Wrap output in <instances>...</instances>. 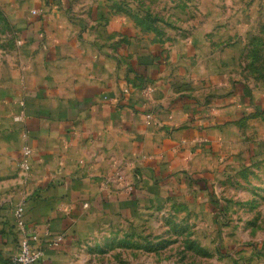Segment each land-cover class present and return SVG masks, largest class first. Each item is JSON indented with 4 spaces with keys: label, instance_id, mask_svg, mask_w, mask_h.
<instances>
[{
    "label": "crops",
    "instance_id": "obj_1",
    "mask_svg": "<svg viewBox=\"0 0 264 264\" xmlns=\"http://www.w3.org/2000/svg\"><path fill=\"white\" fill-rule=\"evenodd\" d=\"M48 2L20 4L18 59L0 85V264L18 251V203L44 249L34 264H74L89 237L214 179L264 141L262 117H249L256 95L195 37L148 45L115 25L106 38Z\"/></svg>",
    "mask_w": 264,
    "mask_h": 264
},
{
    "label": "rangeland",
    "instance_id": "obj_2",
    "mask_svg": "<svg viewBox=\"0 0 264 264\" xmlns=\"http://www.w3.org/2000/svg\"><path fill=\"white\" fill-rule=\"evenodd\" d=\"M21 3L27 6L0 0V85L18 59ZM61 7L80 16V25L86 15L103 26L106 38L115 25L148 45L195 37L217 70L256 95L260 106L249 117H262L264 133V0H62ZM230 164L89 237L74 264H264V141L247 160Z\"/></svg>",
    "mask_w": 264,
    "mask_h": 264
},
{
    "label": "built area",
    "instance_id": "obj_3",
    "mask_svg": "<svg viewBox=\"0 0 264 264\" xmlns=\"http://www.w3.org/2000/svg\"><path fill=\"white\" fill-rule=\"evenodd\" d=\"M20 119V117H16ZM32 153V149L25 145L21 152L22 166L28 169V158ZM115 177H120L119 172H115ZM110 178L105 179L104 183H108ZM14 224L17 230L20 232L17 253L9 260V264H34L39 262L44 257V249L41 245L32 244L31 239L36 240V236H31L26 229V221L24 214L23 203H18L13 209ZM62 236L58 235L54 238V245H58L62 240Z\"/></svg>",
    "mask_w": 264,
    "mask_h": 264
},
{
    "label": "trees",
    "instance_id": "obj_4",
    "mask_svg": "<svg viewBox=\"0 0 264 264\" xmlns=\"http://www.w3.org/2000/svg\"><path fill=\"white\" fill-rule=\"evenodd\" d=\"M7 264H9V262Z\"/></svg>",
    "mask_w": 264,
    "mask_h": 264
}]
</instances>
